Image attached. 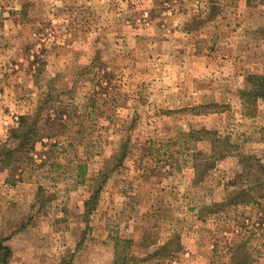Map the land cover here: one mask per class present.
I'll use <instances>...</instances> for the list:
<instances>
[{
    "label": "rangeland",
    "instance_id": "1",
    "mask_svg": "<svg viewBox=\"0 0 264 264\" xmlns=\"http://www.w3.org/2000/svg\"><path fill=\"white\" fill-rule=\"evenodd\" d=\"M251 76H264V0H0L10 264H231L245 243L264 264L262 192L249 203L233 195L255 178L231 183L256 172L244 157L264 166ZM40 104L42 141L8 156ZM204 131L230 140L224 158L191 136Z\"/></svg>",
    "mask_w": 264,
    "mask_h": 264
},
{
    "label": "trees",
    "instance_id": "2",
    "mask_svg": "<svg viewBox=\"0 0 264 264\" xmlns=\"http://www.w3.org/2000/svg\"><path fill=\"white\" fill-rule=\"evenodd\" d=\"M102 73L103 76L107 77L109 73L100 71V74ZM250 83V89L248 91L243 92L242 94V101L244 104L250 103L252 105L257 104L259 100H264V76H251L248 80ZM42 110L43 106L40 104L38 107V111L33 116H22L20 118V123L18 128L13 132V138L17 141V146L15 149H5L6 154L8 156H12L14 154H23V153H30L35 149V145L38 142H41V134H40V128L39 127V121L42 117ZM192 137L195 135H203L208 141L210 142L212 150L215 152L217 151L219 154V158H224L226 151L232 147V145L229 143L228 138H221L219 137L218 132H210V131H204V132H196L191 133ZM199 140V138H197ZM126 146L124 148L122 147L121 151L122 154L119 156L118 159H124L126 157ZM230 153V152H229ZM214 155V157L216 156ZM200 156H204L203 153L199 152L197 154V157L200 158ZM195 157V158H197ZM214 157H208L205 155V157H202L201 159H205L204 161L206 164L201 163L197 168L204 167L205 169L209 170L212 168V164H209V162L214 161ZM253 161V163H252ZM250 164L252 168H255V173L251 174L250 172H246V174H237L235 176V179L231 182L232 185L240 184L241 180L244 178L251 179L255 178L253 180H250L249 182H246V186L243 184L241 185V188L236 191V193L233 195L237 196V198L245 199L244 201H248L249 203H257L255 199V194H260L262 192V197L264 198V166L260 164L259 161H256L253 157H244L242 159V163ZM251 169V168H250ZM245 173V171H244ZM259 174V175H258ZM259 193L257 192L258 190ZM96 197L92 196L90 200L86 203V211L88 212L91 203H94L95 200L97 201V197L99 195L98 191L95 193ZM236 198V197H235ZM229 204V203H228ZM220 206V205H216ZM88 209V210H87ZM7 240L0 237V264H10V261L12 259V252L9 248V246L6 244ZM246 243L242 245H235L230 248V255H231V264H247L249 255L246 252ZM116 264H123L124 262L119 260L115 262Z\"/></svg>",
    "mask_w": 264,
    "mask_h": 264
}]
</instances>
